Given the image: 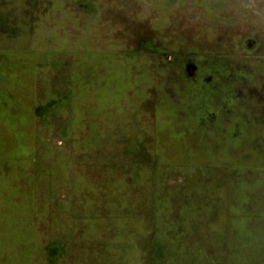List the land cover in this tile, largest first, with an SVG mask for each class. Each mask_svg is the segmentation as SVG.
<instances>
[{
    "label": "rangeland",
    "instance_id": "1",
    "mask_svg": "<svg viewBox=\"0 0 264 264\" xmlns=\"http://www.w3.org/2000/svg\"><path fill=\"white\" fill-rule=\"evenodd\" d=\"M13 181L0 264H264V0H0Z\"/></svg>",
    "mask_w": 264,
    "mask_h": 264
},
{
    "label": "crops",
    "instance_id": "2",
    "mask_svg": "<svg viewBox=\"0 0 264 264\" xmlns=\"http://www.w3.org/2000/svg\"><path fill=\"white\" fill-rule=\"evenodd\" d=\"M2 78L4 79V77ZM6 83H8V85L16 84L12 82L10 83V80H8ZM10 116L12 118H15L16 120L17 119L20 120V122H17L15 124L17 125L16 128H20L21 130H23L24 124L25 125L28 124L29 128L30 126H32V123L30 122L31 119L29 118V116L28 118L24 117V119L21 113L18 114V116L12 115L10 113ZM30 133L31 131L26 135H24V131H23L21 135L25 136L26 139L25 140L21 139L18 143L19 146H24L28 144L31 145V137L29 138ZM13 155H15V157L11 158V156L8 155L7 158L14 159L17 164L22 161V158L20 157L21 154L15 152ZM15 182L16 181H13L12 183H2V184L0 183V197L7 199L10 202V204L12 203L13 205H17V207L15 208L17 210H12V209L9 210L6 208H1L6 206H4V204L0 205V243L2 242L6 243V248L9 244H12L9 249L11 253V255H9V259L12 258L21 259L25 257V251L27 247L24 246L26 239H24L25 233L22 232L26 231L29 226V224L27 226L24 224L22 218L23 215L29 214L28 212H29L30 196L27 193V198L25 199V191H23V186H19ZM6 187L9 189L11 188V192ZM4 193L7 195H5ZM23 203H25L26 206ZM6 212L9 213L6 214ZM13 252L15 254H12ZM3 256L4 257L1 258L6 259L7 256L5 254H3Z\"/></svg>",
    "mask_w": 264,
    "mask_h": 264
},
{
    "label": "trees",
    "instance_id": "3",
    "mask_svg": "<svg viewBox=\"0 0 264 264\" xmlns=\"http://www.w3.org/2000/svg\"><path fill=\"white\" fill-rule=\"evenodd\" d=\"M8 121H9L10 124L13 125V126H14L17 122H20L19 119L16 120L15 118H12L11 116L8 117ZM14 138H15L16 140H18V141H20L21 139H23V140L26 139V137H25V136H22L21 134H18V136H14ZM29 248H31V247H29Z\"/></svg>",
    "mask_w": 264,
    "mask_h": 264
}]
</instances>
